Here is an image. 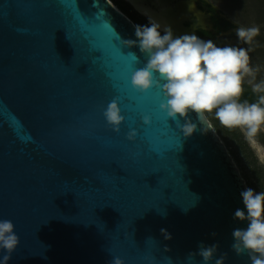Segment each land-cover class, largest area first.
<instances>
[{"label":"water","instance_id":"obj_1","mask_svg":"<svg viewBox=\"0 0 264 264\" xmlns=\"http://www.w3.org/2000/svg\"><path fill=\"white\" fill-rule=\"evenodd\" d=\"M135 27L109 0H0V219L20 238L8 264H188L201 242L250 264L231 250L247 226L241 170L210 119L185 138L161 93L131 87ZM117 96L119 134L102 114Z\"/></svg>","mask_w":264,"mask_h":264},{"label":"clouds","instance_id":"obj_2","mask_svg":"<svg viewBox=\"0 0 264 264\" xmlns=\"http://www.w3.org/2000/svg\"><path fill=\"white\" fill-rule=\"evenodd\" d=\"M163 31V34L161 32ZM259 26H239L236 36L248 47L217 46L212 40H203L196 34L174 36L171 27H163L153 19L135 27V39H122L130 48H138L144 57L143 66L131 73V87L142 96L153 90L162 94L161 111L175 122L185 138L197 131L205 132L204 125L212 117L228 131L238 130L258 163L264 166V78L258 79L260 65L253 66L250 52L258 36ZM137 61L140 57L133 53ZM245 85L256 97L244 99ZM120 97H114L102 110L107 126L116 134L126 122L120 106ZM195 115V122L191 118ZM146 126L152 125L149 115L142 116ZM198 125L200 127H198ZM139 133L130 129L127 139L135 142ZM244 208H237L234 219L246 222L244 228L232 231L231 250L237 256L247 255L250 264H264V190L246 187L240 193ZM166 239L171 235L162 229ZM215 236V233H213ZM20 245L15 225L9 219H0V252L4 264L12 259ZM219 244L199 243L198 251L186 257L188 264H225L228 253H219ZM110 264H124L114 257Z\"/></svg>","mask_w":264,"mask_h":264},{"label":"flooded vegetation","instance_id":"obj_3","mask_svg":"<svg viewBox=\"0 0 264 264\" xmlns=\"http://www.w3.org/2000/svg\"><path fill=\"white\" fill-rule=\"evenodd\" d=\"M109 1H111L115 7L118 6L120 12H122L135 26L139 25L141 21L143 22H141L142 25L147 24L150 20L148 16L140 13L134 8L129 1L121 0L127 7H130L129 10L127 8L125 10L129 12L132 11L139 17L136 18V20H141L140 22L137 20L139 22L138 24L121 6L117 5L112 0ZM171 12H173V16L179 12H184L178 17L179 20H181V18L183 20V17L187 18V16H189V19L184 18L183 20V29L193 32L203 40H212L217 46L223 47L226 41H230L232 38L236 37L235 31L238 25L229 20L225 11L222 10L221 7L218 8L217 5L210 0H174L171 4ZM199 16H202V18L200 19ZM143 19L147 23H145ZM161 34H163V31Z\"/></svg>","mask_w":264,"mask_h":264},{"label":"rangeland","instance_id":"obj_4","mask_svg":"<svg viewBox=\"0 0 264 264\" xmlns=\"http://www.w3.org/2000/svg\"><path fill=\"white\" fill-rule=\"evenodd\" d=\"M112 1L116 3L117 5L121 6L124 10L126 8L128 10L130 9V7L129 6L127 7V5H125V3L122 2L121 0H112ZM210 1L213 2L215 5H217L218 8L221 7L222 10L225 11V14L228 15L227 16L228 19L234 22L235 24H237L238 27L239 26L247 27V26H252V25L259 26L258 24H256L255 22L256 18H254L253 15L249 13L246 14L243 12L239 2L228 3L227 0H210ZM128 10H125L127 14H129V16L132 19L136 20L138 16L135 15L132 11H131L132 12V15H131V12H129ZM138 21L137 23L139 24L141 20L139 22ZM143 21L145 20L143 19ZM141 22L139 25H142L143 22L142 23ZM145 23L147 22L145 21ZM259 27L261 29V26ZM225 46L248 47L247 45L240 43L237 36L232 38L230 41H226ZM251 58H252L253 66L259 65L258 62L260 63V61L257 57L251 56ZM262 71L264 70L262 69ZM260 78H264L261 72L258 75V79ZM218 132L219 131H217V133ZM218 135L221 137L223 142L226 144L231 156L235 160V163L241 170V173L247 183V186L252 187L257 192L264 190V166L258 163L255 155L249 149V147L247 146L246 142L243 139V136L239 133V131L235 130L236 136L228 133L226 130H222L221 132L218 133Z\"/></svg>","mask_w":264,"mask_h":264},{"label":"bare ground","instance_id":"obj_5","mask_svg":"<svg viewBox=\"0 0 264 264\" xmlns=\"http://www.w3.org/2000/svg\"><path fill=\"white\" fill-rule=\"evenodd\" d=\"M136 8L140 13L148 16L149 19H153L158 22L162 29L163 27H171L173 30L174 36H180L183 34H192L193 32L185 31L183 29V20L178 19L184 12H179L173 16L171 12V4L174 0H127ZM117 9L120 8L116 6ZM201 19L202 16H199ZM189 19V16L187 18Z\"/></svg>","mask_w":264,"mask_h":264},{"label":"trees","instance_id":"obj_6","mask_svg":"<svg viewBox=\"0 0 264 264\" xmlns=\"http://www.w3.org/2000/svg\"><path fill=\"white\" fill-rule=\"evenodd\" d=\"M228 3H235L239 2L242 10L244 13H249L256 18V24L261 26V34L258 36L252 46V51L250 52V55L253 57H257L260 61L258 64L261 66V68L264 70V0H227ZM261 74L264 76V71H261ZM244 99H247L249 101H254L256 97L252 94L251 90L245 85V94ZM211 123H214V127L216 131L221 132L222 130H226L220 127L219 123L216 122L212 117ZM212 123V124H213ZM228 133L235 135L234 131H228ZM218 132V133H219ZM236 136V135H235ZM261 139L264 141V136L261 137Z\"/></svg>","mask_w":264,"mask_h":264}]
</instances>
